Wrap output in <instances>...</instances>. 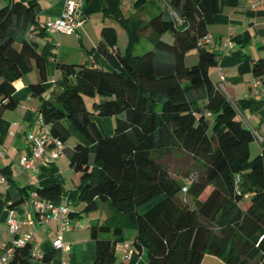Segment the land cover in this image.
<instances>
[{
  "label": "trees",
  "instance_id": "16d2710c",
  "mask_svg": "<svg viewBox=\"0 0 264 264\" xmlns=\"http://www.w3.org/2000/svg\"><path fill=\"white\" fill-rule=\"evenodd\" d=\"M123 1L105 0L104 12L126 31L127 52L119 50L117 29L104 26L89 51L96 65L59 63L65 90L43 98L39 111L80 175L84 208L71 217L102 205L111 212L104 224L90 227L94 264H131L117 258L126 228L136 232L135 253L147 254L138 264H202L207 255L225 264H264V134L245 124L242 106L213 81L219 54L200 45L223 3L239 0H133L135 13L128 17ZM41 11L39 0H0V114L14 107L15 82L33 67L41 81L30 88L38 96L45 91ZM143 39L152 50L137 55ZM191 51L198 62L188 66ZM238 70L264 77V57ZM95 117L113 120L111 136ZM71 128L87 143L69 146ZM255 140L261 151L252 158ZM37 193L55 201L62 188L53 184ZM23 202L21 195L8 209ZM54 254L45 253V263ZM10 264H35L32 245L14 250Z\"/></svg>",
  "mask_w": 264,
  "mask_h": 264
},
{
  "label": "crops",
  "instance_id": "0c3cea01",
  "mask_svg": "<svg viewBox=\"0 0 264 264\" xmlns=\"http://www.w3.org/2000/svg\"><path fill=\"white\" fill-rule=\"evenodd\" d=\"M15 1L27 2L28 0ZM68 1L83 5L81 12L84 23L73 35L56 33L47 35V39L41 41L42 48L45 49L44 56L48 60L47 81L44 83L43 95H35L30 88L32 84L41 81L39 70L33 67L23 78L15 82L14 107L0 114V174L8 177L5 184H0V256L14 251L13 238L5 223L8 213L7 202L23 195L25 202L16 205L14 211L22 222L23 232L33 234L30 242L32 247H39L44 253L54 251L53 259L46 264H94L96 244L90 236V227L101 224L109 218L111 212L108 207L102 205L100 214L95 219L93 216L86 218L88 234L83 241L75 242L69 236L78 229L66 232L62 239L64 244L71 248L70 251L55 250L53 243L57 239V225L52 223L47 230L41 229L36 213L28 202L31 195L37 193L39 188L58 184L62 188V194L53 202L56 205L67 204L73 213H78L83 210L82 205L78 203L80 176L71 167L66 155H62L55 161L38 163L37 172H25L19 168L21 156L30 155L28 134L31 131L39 133L42 129L38 121L42 99L53 98L55 94L65 90L64 73L58 64L96 65L95 55H89V51L97 48L102 28L108 26L107 21L114 19L104 12L105 0H39L42 8L40 22L45 24L49 20L61 17ZM134 12L132 5L131 7L129 5L127 11L123 13L128 17ZM209 31L210 36L215 40L229 39L233 43V48L228 53L217 52L219 65L211 72L213 81L218 85L221 84L229 98L242 106L245 124L251 129L260 130V134L263 135L264 127L260 124L264 120V96L252 87L255 78L252 73L242 75L238 68L246 61L252 62L264 57V0H239L237 6H227L223 3L221 12L215 17ZM193 57L196 59L197 56ZM221 74L226 77L224 82L220 81ZM100 121L103 129L100 127ZM95 122L104 135L113 134L114 126L111 118L95 117ZM71 134L76 139V143H87L75 129L71 128ZM2 153L4 156H1ZM23 188L28 190V195L21 191ZM74 219L79 221L83 229L80 218ZM135 236L130 241L125 239L118 244L117 258H122L118 263H128L125 259L128 252L127 245L133 246ZM146 261L147 255L143 252L141 256L135 253L129 263L138 264L146 263ZM202 264L225 263L214 256L207 255Z\"/></svg>",
  "mask_w": 264,
  "mask_h": 264
},
{
  "label": "built area",
  "instance_id": "2783aa9c",
  "mask_svg": "<svg viewBox=\"0 0 264 264\" xmlns=\"http://www.w3.org/2000/svg\"><path fill=\"white\" fill-rule=\"evenodd\" d=\"M83 5L75 1H68L65 11L61 17L49 20L45 23V30L48 36L56 33L65 35L75 34L80 26L84 23L83 14L81 12ZM200 45L210 48L219 53H228L233 48L231 40H215L212 36H206L200 41ZM226 79L224 74L220 75V81L224 82ZM222 89L223 87L220 86ZM252 87L264 96V77L254 78ZM38 121L41 123L42 129L39 133L30 132L27 136L29 141L30 155H23L19 160V168L25 172H37L38 163H46L55 161L64 155L65 144L54 138L49 128L43 123L41 115L38 116ZM261 140V136L256 133ZM4 156V153L1 154ZM7 179L0 174V184H5ZM29 205L36 213L37 221L41 229L47 230L50 224L57 225V239L53 246L55 250L62 249L63 251H70V247L63 242V235L66 232L74 231L81 228L78 220L71 217V210L67 204L56 205L53 201L41 199L38 193H33L29 200ZM5 223L13 238V248L23 249L30 244L33 234L30 232L24 233L21 228V220L17 217L14 209L7 210ZM128 252L125 255L126 261H131L135 255L133 246L127 245ZM44 252L39 247H32V257L35 264H46L44 261ZM13 257V252L0 256V264H10ZM66 264V263H63Z\"/></svg>",
  "mask_w": 264,
  "mask_h": 264
},
{
  "label": "rangeland",
  "instance_id": "374dc122",
  "mask_svg": "<svg viewBox=\"0 0 264 264\" xmlns=\"http://www.w3.org/2000/svg\"><path fill=\"white\" fill-rule=\"evenodd\" d=\"M129 5H130V7L132 5V8H133V0H124L123 1L122 11L124 13L127 11V6H129ZM133 10H134V8H133ZM106 23H107L106 25H108V26L110 24H113L111 26H114L115 28H117V31L119 32L118 33V35H119L118 47H119V50L121 51V53L125 54L127 52V49H128V37H127L126 32L122 29L120 22L117 19H110V21H107ZM164 40L168 43L173 42V38H172L171 34H166L164 36ZM150 50H152V46L148 43V41L146 39H143L137 47L136 54L137 55H143L144 53H146ZM193 56H197L196 51H191L188 54V56H187V65L188 66H192L198 62V57H196V59H195V57H193ZM220 86H222V85L220 84ZM100 127H102V129H103V125H102L101 121H100ZM103 131H105V130H103ZM76 142H77L76 139L72 137L70 139L69 145L73 146ZM250 149H251V156H252V158H254L261 151V145H260L259 141H257V140L253 141L250 145ZM186 184H189V182ZM184 198L190 204H192L194 202V199L191 198L190 196L184 195ZM78 203H80V205H82V208H84L83 203H81L79 201H78ZM99 214H100L99 211L88 213V214H86V213L81 214L80 220L82 221L83 229L80 228V229H78V231H75L74 233H71V235H69L73 238V241L79 242V241H83L85 239L86 234H88L86 218H88L89 216H90V218H92L91 216H93V218L95 219ZM105 221H106V219H105ZM105 221H103L101 224H104ZM134 235H136V232L134 230L128 229V228L125 229L124 238L126 239V241H130L131 239H133ZM105 237L111 238L110 235L105 236ZM121 260H122V258L119 257L118 261L121 262Z\"/></svg>",
  "mask_w": 264,
  "mask_h": 264
}]
</instances>
